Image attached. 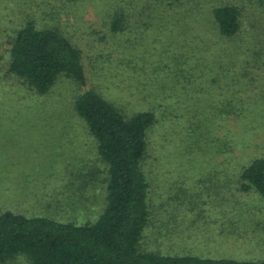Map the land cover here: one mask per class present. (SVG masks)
I'll use <instances>...</instances> for the list:
<instances>
[{
	"label": "rangeland",
	"instance_id": "374dc122",
	"mask_svg": "<svg viewBox=\"0 0 264 264\" xmlns=\"http://www.w3.org/2000/svg\"><path fill=\"white\" fill-rule=\"evenodd\" d=\"M229 1L244 6L245 29L251 28L253 19L264 21V0ZM85 21H101L94 7L85 12L81 23L70 16L71 34L75 26L86 31ZM9 35L0 36V213L75 225L94 223L106 202L107 170L96 140L73 110L74 96L81 91L65 78L47 96L29 91L21 79L8 73ZM77 36L90 77L89 58L98 49ZM176 38L160 37L156 43L160 56L144 59L142 75L141 42L148 44V39H136L132 47L127 37L115 38L118 56L96 78L107 98L129 112L145 106L141 105V79H151L152 94L158 95L163 107L158 115L160 155L142 167L149 183L150 218L139 250L162 256L261 261L264 202L254 191H239V175L249 161V156L240 157L254 156L256 148H264V78L242 85L237 77L247 71L223 63L209 69L201 65L192 79L190 62L180 58L186 52H178L183 49L175 44ZM214 50L223 57L222 48ZM154 60L159 64H149ZM241 91L246 103L242 110L240 100L231 98ZM230 99L244 119L233 132L239 158L226 161L219 155L216 126ZM169 114L176 116L174 123L167 121Z\"/></svg>",
	"mask_w": 264,
	"mask_h": 264
},
{
	"label": "trees",
	"instance_id": "16d2710c",
	"mask_svg": "<svg viewBox=\"0 0 264 264\" xmlns=\"http://www.w3.org/2000/svg\"><path fill=\"white\" fill-rule=\"evenodd\" d=\"M106 1L0 0V36L10 34L8 73L37 96L49 95L60 78L76 85L81 92L74 96L73 110L96 140L99 159L107 170L106 202L94 223L75 225L1 212L0 264H264V259L162 256L139 250L150 218L149 183L142 169L160 155L162 120L158 115L163 107L158 95L152 94L151 79H141V105L145 106L139 112L115 106L96 83L118 56L115 38L127 37L132 47H136V39H148V44L141 42L142 75L147 65L144 59L160 54L156 43L168 34L177 36L175 44L183 49L178 52H186V58H180L190 62L192 79L201 65L209 69L224 63L236 68L241 65L247 72L237 79L247 85V81L264 78V21L253 19L251 28L245 29L244 6L229 0H108L104 4ZM90 7L96 9L101 21H85L89 26L86 31L75 26L71 34L70 16L81 23ZM79 34L98 49L89 58L91 79ZM215 48L224 50L223 57ZM149 64L158 65L159 61ZM231 98L239 99L241 110L244 108L243 91ZM232 101L227 102L216 126L218 151L224 160L239 158L233 132L244 114H237ZM170 114L167 121L174 123L176 116ZM167 143L168 139L165 149ZM256 149L254 156L240 157L249 156V161L240 171L239 191H254L264 202V148Z\"/></svg>",
	"mask_w": 264,
	"mask_h": 264
}]
</instances>
